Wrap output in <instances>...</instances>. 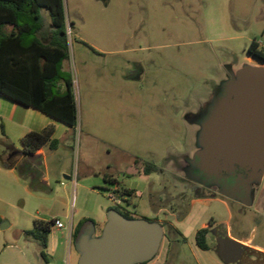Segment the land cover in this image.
<instances>
[{
    "label": "rangeland",
    "instance_id": "374dc122",
    "mask_svg": "<svg viewBox=\"0 0 264 264\" xmlns=\"http://www.w3.org/2000/svg\"><path fill=\"white\" fill-rule=\"evenodd\" d=\"M63 10L69 59L62 71L73 81L77 110L74 147H64L68 137L57 134L64 173L50 169L49 190L26 179L0 187V216L15 223L1 235L14 238L16 226L32 230L35 220L58 218L66 226V216L108 219L114 206L103 177L109 174L135 194L120 208L161 225L156 264H216L222 244L232 250L230 242H243L264 224L257 213L264 184L254 183L247 206L218 190L201 196L190 185L180 190L171 173L186 159L194 162L202 119L213 116L237 70L264 65L247 60L252 40L264 32V0H63ZM10 142L3 141V167L15 160ZM147 164L160 171L144 175ZM130 168L139 173L128 175ZM65 174L80 184L68 205L61 202ZM203 228H210L208 251L196 245ZM52 231L61 240V231Z\"/></svg>",
    "mask_w": 264,
    "mask_h": 264
},
{
    "label": "trees",
    "instance_id": "16d2710c",
    "mask_svg": "<svg viewBox=\"0 0 264 264\" xmlns=\"http://www.w3.org/2000/svg\"><path fill=\"white\" fill-rule=\"evenodd\" d=\"M254 41L250 44L248 55L264 62V54L257 50ZM68 50L63 0H0V96L37 110L75 132L77 110L73 81L62 71L63 63L69 59ZM54 133L53 127L39 133H28L21 141L23 154L32 156L43 147L56 150L59 141L54 138ZM159 171L153 164H147L143 169L146 176ZM105 182L116 184L108 177ZM32 183L37 184V181ZM117 184L120 195L128 202L135 195L134 191ZM110 211L134 219L124 208L113 207ZM88 223L93 224L83 219L74 227L72 238L75 242ZM53 225V221L35 220L34 228L23 232L24 240L33 242L39 248L44 262H48L46 251ZM208 234V229L196 233V245L202 251L209 250Z\"/></svg>",
    "mask_w": 264,
    "mask_h": 264
},
{
    "label": "water",
    "instance_id": "95a60500",
    "mask_svg": "<svg viewBox=\"0 0 264 264\" xmlns=\"http://www.w3.org/2000/svg\"><path fill=\"white\" fill-rule=\"evenodd\" d=\"M263 66H244L232 76L213 116L203 125L202 147L194 158L197 170L214 179L228 180L240 170L242 189L230 198L247 206L254 200V183L264 178ZM162 239L159 223L111 211L101 236L92 238L87 232L78 240L79 264L146 263L157 255Z\"/></svg>",
    "mask_w": 264,
    "mask_h": 264
},
{
    "label": "crops",
    "instance_id": "0c3cea01",
    "mask_svg": "<svg viewBox=\"0 0 264 264\" xmlns=\"http://www.w3.org/2000/svg\"><path fill=\"white\" fill-rule=\"evenodd\" d=\"M262 34H264V32ZM47 36H49V33ZM247 60L251 63L256 61L249 55L247 57ZM47 127L54 128V138L58 141V133L67 136L68 138L65 140L64 147L73 150L74 146L72 135L75 132L72 128L37 110L24 107L20 104L12 102L5 97L0 96V158L2 157L3 139L8 140L9 142L11 141V146L14 149V152H16L12 167H3L0 165V187L10 189L11 187L8 185L10 184V179H13L17 184L20 183L22 179H26L28 181H31V183L37 181V184L40 185L42 189L49 190L51 173L50 169H54L52 170L51 174L64 173V171L61 170L63 158L59 154V150L61 147L60 141L59 146L56 150L50 151L48 147H43L32 156H26L25 154H23V147L21 143L22 139L28 133H39ZM2 130L4 131V135ZM56 158L58 161L57 164H54V160ZM21 164H24V167H22V169H24V173L20 174L18 168L21 167ZM131 170L135 171L134 175L138 174V170L134 168H130L129 173ZM107 177L113 181H116V184L118 183L117 179L114 176L106 174L105 178ZM105 178L103 177V181L107 189L110 190L112 184L106 183ZM64 179L68 180L69 183L67 184L68 188L63 189L65 197L61 199V202L68 205L70 193L74 195L77 188L80 187V184L78 183L77 177L74 178L65 174ZM262 183L264 184V178L262 180ZM61 184L62 186L65 185L64 183ZM31 192L33 194L38 193L33 190H31ZM257 213L264 218V201L262 210L257 211ZM65 218L68 220L66 226L58 218H55V220H59L61 222L62 227H53L52 230H60L62 238L61 240L57 241L53 235V231H51L48 238V247L46 251L48 257L50 258H48V262H44L40 258V250L36 246V244H34L33 242H27L23 238V232L29 230L16 226L13 233L14 238H11L10 235H1L2 231L8 229L11 230L12 228H14L15 223L13 221L7 223L5 221L6 218H4V216H0V227L2 225L5 226L4 230L0 229V264H79L81 254L77 247L78 241L75 242L72 238V231L74 227L83 219L92 221L93 224L88 223L84 228L82 235L89 232L91 234V237L95 238L101 236L108 222V219L95 222L92 219L81 218L78 221L74 222L72 217L66 216ZM40 221L50 222L49 220ZM153 222L159 223L158 221ZM204 227L206 228L207 225H205ZM96 231L100 232V235L92 236V233H95ZM253 231H255V233H252L251 237L246 238V240H244L243 242H239L238 244H235V242H230L231 245H233L232 250L228 249V244H222V246L226 248H223V251H220L216 254V256L218 257H215L216 259H218V262L216 261V264H264V224L255 226ZM257 234L259 235V237H261L257 238ZM65 240L66 243L64 242ZM161 259L162 257H160V255H158L157 253L152 261L150 263L146 262V264H156V262Z\"/></svg>",
    "mask_w": 264,
    "mask_h": 264
},
{
    "label": "flooded vegetation",
    "instance_id": "af4514ba",
    "mask_svg": "<svg viewBox=\"0 0 264 264\" xmlns=\"http://www.w3.org/2000/svg\"><path fill=\"white\" fill-rule=\"evenodd\" d=\"M207 120L208 118L203 117L202 123L205 124ZM185 161L187 162L186 165L175 167L174 171L171 173L173 180H175L178 184V188L180 185H190L191 187L189 190L197 196L205 195L208 192L218 190L220 193H223L228 197H234L233 193L235 194L236 189L238 190L239 187L242 189L243 183L239 179V175L242 174L240 170L234 172L232 176L228 178V180L221 178L214 179L202 174L199 170H197L194 162L189 161V159H186ZM128 175L131 174L129 173ZM177 195L182 196L181 191L179 194L177 193Z\"/></svg>",
    "mask_w": 264,
    "mask_h": 264
},
{
    "label": "built area",
    "instance_id": "2783aa9c",
    "mask_svg": "<svg viewBox=\"0 0 264 264\" xmlns=\"http://www.w3.org/2000/svg\"><path fill=\"white\" fill-rule=\"evenodd\" d=\"M255 44L257 50L264 54V34H262L258 39H255ZM108 200L113 204L114 207H121L126 203L127 198H123L119 193L118 184H113L111 189L107 193ZM54 227L61 228V222L59 220H54Z\"/></svg>",
    "mask_w": 264,
    "mask_h": 264
}]
</instances>
